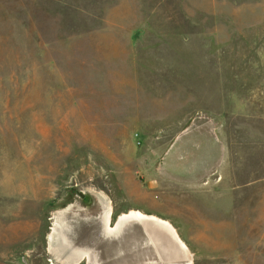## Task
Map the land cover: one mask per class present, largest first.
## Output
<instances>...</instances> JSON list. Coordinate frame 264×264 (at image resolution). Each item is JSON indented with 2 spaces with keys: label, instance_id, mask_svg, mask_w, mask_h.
I'll return each mask as SVG.
<instances>
[{
  "label": "rangeland",
  "instance_id": "obj_1",
  "mask_svg": "<svg viewBox=\"0 0 264 264\" xmlns=\"http://www.w3.org/2000/svg\"><path fill=\"white\" fill-rule=\"evenodd\" d=\"M133 211L264 264V0H0V264L176 253Z\"/></svg>",
  "mask_w": 264,
  "mask_h": 264
},
{
  "label": "water",
  "instance_id": "obj_2",
  "mask_svg": "<svg viewBox=\"0 0 264 264\" xmlns=\"http://www.w3.org/2000/svg\"><path fill=\"white\" fill-rule=\"evenodd\" d=\"M120 218L121 215L118 217L116 223L120 220ZM142 222H146L147 224H152L153 226L157 227L165 235L164 243L165 244L168 243L173 247H175L176 253L174 254H176L177 257H175L176 255L172 253L170 254L171 251L169 252V250L165 248L162 256V262L160 264H192L190 253L186 244L182 241L176 230L172 226H170V224L169 226L166 225L168 222L165 223L164 220H158L157 218H152V216H147V215L144 221ZM167 229H170L171 231H168ZM175 260L180 262L176 263ZM21 262L27 264L26 259L24 257L21 258ZM151 264H155V263H151Z\"/></svg>",
  "mask_w": 264,
  "mask_h": 264
},
{
  "label": "bare ground",
  "instance_id": "obj_3",
  "mask_svg": "<svg viewBox=\"0 0 264 264\" xmlns=\"http://www.w3.org/2000/svg\"><path fill=\"white\" fill-rule=\"evenodd\" d=\"M133 214H134V216H135V220H141V221H144V219H145V217H146V215L145 214H143V213H141V212H138V211H133L132 212ZM131 214V212L130 213H128V214H122L121 215V217H123L124 215H130ZM152 218H157V217H155V216H152ZM158 220H162V219H159V218H157ZM165 221V223L166 222H168V221H166V220H164ZM118 223V222H117ZM116 223V224H117ZM169 222L166 224V225H168L169 226ZM109 225V224H108ZM170 226H172L171 224H170ZM173 227V226H172ZM165 228V227H164ZM111 229H113V228H111ZM166 229V228H165ZM168 231H171L170 229H167ZM112 236V235H111Z\"/></svg>",
  "mask_w": 264,
  "mask_h": 264
},
{
  "label": "flooded vegetation",
  "instance_id": "obj_4",
  "mask_svg": "<svg viewBox=\"0 0 264 264\" xmlns=\"http://www.w3.org/2000/svg\"><path fill=\"white\" fill-rule=\"evenodd\" d=\"M104 215H109V219H110V212H109V211H106ZM62 224H63V225H64V224H65V225H68V223H64V221H63ZM108 224H109V223H108ZM109 226H110V225H109ZM115 226H116V223H115L114 226H110V228H114Z\"/></svg>",
  "mask_w": 264,
  "mask_h": 264
}]
</instances>
